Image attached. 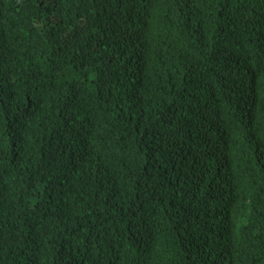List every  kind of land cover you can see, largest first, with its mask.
<instances>
[{"label":"trees","instance_id":"16d2710c","mask_svg":"<svg viewBox=\"0 0 264 264\" xmlns=\"http://www.w3.org/2000/svg\"><path fill=\"white\" fill-rule=\"evenodd\" d=\"M0 264H264V0H0Z\"/></svg>","mask_w":264,"mask_h":264}]
</instances>
